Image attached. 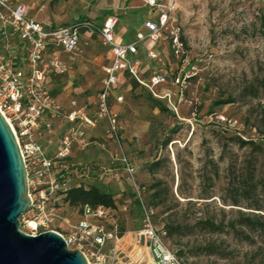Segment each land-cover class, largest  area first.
<instances>
[{
  "label": "rangeland",
  "instance_id": "rangeland-1",
  "mask_svg": "<svg viewBox=\"0 0 264 264\" xmlns=\"http://www.w3.org/2000/svg\"><path fill=\"white\" fill-rule=\"evenodd\" d=\"M19 1L33 3L35 15L43 17L49 7L53 19L56 15L67 22L85 17L99 23L116 14L126 17L127 24L138 20L141 25L157 21L158 14L143 0ZM173 3L163 37L156 44L147 40L151 51L143 48L138 55L140 82L120 72L110 93L109 105L121 127L122 153L139 186L147 190L160 183L164 204L154 209L153 224L165 232L164 240L180 264H264V230L241 223L247 215L264 216V155L231 141L253 140L264 149V0ZM131 29L128 26L127 33ZM91 43L97 54L81 44L67 59L70 73L52 84H61L60 91L80 103L96 97L104 76L101 66L107 65L101 42ZM96 58L99 65L93 64ZM155 78L161 82L152 87ZM151 97L168 111L154 107ZM227 99L232 102L213 105ZM100 130L103 139V127ZM74 154L73 162L90 167L83 184L104 185L115 197L123 238L113 264H148L149 255L144 262L131 254L135 245L145 248L136 236L143 228V211L121 155L110 142L107 152L90 147ZM155 161L159 168L148 172L147 166ZM147 197L142 194L143 201ZM234 200L239 204L233 206ZM77 210L61 206L70 224L78 218ZM207 221L222 226L221 231L212 230ZM166 225L179 226V233L168 237Z\"/></svg>",
  "mask_w": 264,
  "mask_h": 264
},
{
  "label": "built area",
  "instance_id": "built-area-1",
  "mask_svg": "<svg viewBox=\"0 0 264 264\" xmlns=\"http://www.w3.org/2000/svg\"><path fill=\"white\" fill-rule=\"evenodd\" d=\"M157 10V21H146L145 32L136 41L122 45L115 41V15L100 25L83 20L69 26L44 27L26 16L25 5L14 0H0V112L13 131L19 146L28 185L30 208L19 219V230L28 236L47 231L61 236L69 250H78L88 264H113L119 241L123 238L116 221V212L107 207L78 206V218L70 224L63 217V192L73 184H83L89 166L73 162L75 152L95 146L107 152L110 142L121 155L127 179L133 187L143 211L137 241L144 243L149 264H180V259L164 240L165 232L153 224L155 211L142 199L144 188L135 182L134 168L122 153L118 115L109 105L117 75L126 73L140 82L141 63L130 56L137 54L136 45L147 39L156 44L167 29L174 3L168 0H143ZM99 37L110 50V65L103 68L102 85L92 102L71 99L64 104L53 93L51 78L65 76L71 68L69 55L78 51L82 38ZM178 45V38L173 37ZM67 57L64 59L63 57ZM161 79H154L157 86ZM118 101L122 97L117 98ZM102 125L103 139L86 137L88 130Z\"/></svg>",
  "mask_w": 264,
  "mask_h": 264
},
{
  "label": "water",
  "instance_id": "water-1",
  "mask_svg": "<svg viewBox=\"0 0 264 264\" xmlns=\"http://www.w3.org/2000/svg\"><path fill=\"white\" fill-rule=\"evenodd\" d=\"M30 205L19 146L0 112V264H88L56 232L28 236L19 230V219Z\"/></svg>",
  "mask_w": 264,
  "mask_h": 264
},
{
  "label": "trees",
  "instance_id": "trees-1",
  "mask_svg": "<svg viewBox=\"0 0 264 264\" xmlns=\"http://www.w3.org/2000/svg\"><path fill=\"white\" fill-rule=\"evenodd\" d=\"M128 75L126 73H121ZM129 76V75H128ZM131 77V76H130ZM59 78H51L50 80L54 82H59ZM62 85L58 84L56 88L53 89V93L59 92L61 90ZM261 87L264 89V80L261 82ZM257 94H253L255 97ZM151 103L153 104L154 107H158L161 110H166L168 111V108L163 106L160 101H157L153 99L152 97L150 98ZM231 99L227 100H219L213 103V105H219V104H227L231 103ZM231 141L235 144H237L238 148H249L254 151H257L258 153L264 155V149L262 148L263 144L257 143L253 140H243L241 138H236L231 139ZM159 168L158 162L155 161L153 163H150L147 166V171L150 173H153ZM159 184L160 183H153L149 185L147 190H145L144 186H141L144 188L143 195L144 193L147 194V200H144V204L148 207H151L153 210L157 207H163L164 204V199L161 196L160 189H159ZM246 193V191H243V193ZM136 197V195L134 194ZM63 201L66 202L70 207H78V206H90V207H97V206H104L107 208H110L115 212L116 210V202H115V197L112 196V194L107 190L106 186H101V185H96V184H73L71 187H69L66 191L63 192ZM135 201L139 204V200L136 197ZM239 204L238 200H234L232 202L233 206H236ZM264 220L263 217H255L250 215H247L246 217L242 218V225L247 227V228H260L261 230H264ZM209 227L212 230H215L216 232L221 231L220 225H216L214 223L208 222L207 223ZM231 227L234 228V224H231ZM157 228V227H156ZM166 235L172 236L175 234H178L180 231V227L178 226H172V225H166ZM158 229V228H157ZM120 234H122V231L120 230ZM209 254H217L214 251H209Z\"/></svg>",
  "mask_w": 264,
  "mask_h": 264
},
{
  "label": "crops",
  "instance_id": "crops-1",
  "mask_svg": "<svg viewBox=\"0 0 264 264\" xmlns=\"http://www.w3.org/2000/svg\"><path fill=\"white\" fill-rule=\"evenodd\" d=\"M48 1H53V0H48ZM142 1V0H141ZM14 2H16V3H20V4H23L21 1H19V0H14ZM37 2H38V0H34V3H36L37 4ZM23 5H25V4H23ZM31 5H33V3H30V4H28V2H27V5H25V8H26V16L28 17V18H30V19H33L35 22H40L44 27H49V28H54V27H61V26H69L70 24H75V23H78V22H82L83 20H89V21H91V22H93V23H95L96 25H98V24H102L104 21H105V19L108 17V16H113V15H115L116 17H117V20H118V22H117V24H116V26H115V28H114V35H115V41L117 42V43H119V44H122V45H128V44H130V43H133V42H135L136 41V37H137V35L138 34H140V33H144L145 32V30H144V27H143V23H141V25L136 21V24L135 25H130L129 23L127 24V22L126 21H123L126 17H118V15H116V14H113V15H110V14H108L104 19H103V21L102 22H99V23H96V22H94L93 20H90L89 18H85V17H83V18H81V19H77V20H75V21H70V22H67V21H61L62 19H60L58 16H54V19H53V15L51 14V13H48V12H50L49 11V7L48 8H46L44 11V13H46L47 12V17H46V15L43 17V16H39V14H37V15H35V13L33 12L34 11V8L35 7H33V6H31ZM145 5H143V7H144ZM42 10V9H41ZM51 15V16H50ZM50 16V17H49ZM56 18V19H55ZM119 21H120V23H119ZM119 23V24H118ZM128 26H130L132 29H131V31L129 32V33H127V28H128ZM134 28H136L137 29V31H133V29ZM94 39H97L98 41H100L101 42V40H100V38L99 37H93V38H88V37H86V36H84L83 38H82V40H81V42H80V44H79V47L81 46V44H86L88 47H87V50H88V52L90 53V54H97V52H98V50L96 49V46H94L91 42H92V40H94ZM101 45L103 46L102 47V51H104V53H105V56H107V65H103V66H101V71L103 72V68L105 67V66H108V65H110V62H111V58H112V56H111V53H110V50L108 49V48H106L103 44H102V42H101ZM152 45L147 41V39H145V40H143V42H140V43H138L137 45H136V49H138V51H137V54L136 55H134V56H130L131 57V59H138V55H139V53H140V51L143 49V48H145L147 51H151V49H152ZM64 59H67V57H63ZM93 64H95V65H99V59L98 58H96V60L94 61V63ZM141 69V68H140ZM70 72H68L66 75H68ZM104 75V74H103ZM119 75H121L120 73L117 75V77L119 76ZM55 87H53V89H54ZM56 95H58V98L63 102V99L62 98H67L66 99V103H64V104H67L69 101H70V99H69V95H68V93H65L64 91H59V92H56ZM94 100V99H93ZM92 100V101H93ZM100 127H102V125L100 126ZM100 127H98L97 129H95V130H88L87 131V133H86V137L88 138V139H90V140H93V141H100L101 139H100V136H101V130H100ZM90 147H95V146H90ZM90 147H88L87 149H90ZM95 148H97V147H95ZM98 150H100V151H103V150H101V149H99V148H97ZM87 150H85L84 152H86ZM105 152V151H104Z\"/></svg>",
  "mask_w": 264,
  "mask_h": 264
},
{
  "label": "bare ground",
  "instance_id": "bare-ground-1",
  "mask_svg": "<svg viewBox=\"0 0 264 264\" xmlns=\"http://www.w3.org/2000/svg\"><path fill=\"white\" fill-rule=\"evenodd\" d=\"M136 236H137V233H136ZM139 243H142V242L139 241ZM142 244L145 247L144 243H142ZM145 249L146 248H143L141 246L135 245L134 246V249H133V252L131 253L132 256H133V259H134L135 255H138L142 261H144V262L145 261H148V259H147L148 258V255H147V251ZM150 262H151V258L149 257V263Z\"/></svg>",
  "mask_w": 264,
  "mask_h": 264
}]
</instances>
